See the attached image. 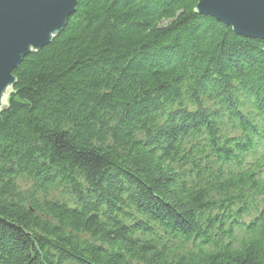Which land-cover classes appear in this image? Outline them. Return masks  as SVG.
Here are the masks:
<instances>
[{"label":"trees","instance_id":"16d2710c","mask_svg":"<svg viewBox=\"0 0 264 264\" xmlns=\"http://www.w3.org/2000/svg\"><path fill=\"white\" fill-rule=\"evenodd\" d=\"M198 0H78L0 112V264H264V39Z\"/></svg>","mask_w":264,"mask_h":264},{"label":"water","instance_id":"95a60500","mask_svg":"<svg viewBox=\"0 0 264 264\" xmlns=\"http://www.w3.org/2000/svg\"><path fill=\"white\" fill-rule=\"evenodd\" d=\"M78 0H0V112L17 82L14 70L65 28ZM195 11L231 27L235 33L264 39V0H198Z\"/></svg>","mask_w":264,"mask_h":264}]
</instances>
